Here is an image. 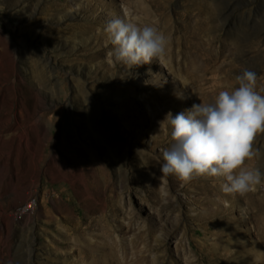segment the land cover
<instances>
[{
    "label": "rangeland",
    "instance_id": "374dc122",
    "mask_svg": "<svg viewBox=\"0 0 264 264\" xmlns=\"http://www.w3.org/2000/svg\"><path fill=\"white\" fill-rule=\"evenodd\" d=\"M209 2L211 17L193 9L187 30L175 32L183 41L186 34L200 37L194 39L200 41L198 48L188 50L204 76V84L196 88L189 71L163 57L132 68L117 61L104 30L113 17H126L165 35L168 24L175 27L185 18L189 0H0V264H45L46 256L72 254L66 240L85 231L94 246L117 237L125 249L124 264H227L223 258L233 247L235 232L222 224L227 217L212 216L216 209L202 199L197 177L181 181L160 171L162 152L172 142L168 113L175 116L193 103H207L209 94L214 98L229 85L238 87L235 77L245 68L256 73V82L263 81L264 0ZM159 3L166 5L165 11L153 7ZM153 20L167 22L159 27ZM215 35L220 40L214 49L209 42ZM221 40L236 41V58L218 54L208 63V53L220 50ZM253 150L257 155L245 166L255 164L264 172V131L256 133ZM154 174L161 186L159 202L147 188ZM136 175L145 185L136 184ZM33 177L39 180L37 188L31 186ZM108 177L122 197L141 209L143 219L159 220L154 239L138 230L108 234L91 227L108 203ZM138 188L144 195L147 191L146 201ZM258 189L262 197L264 180ZM29 196L39 198L34 218L14 217ZM233 197L240 201L230 212L242 232L241 254L264 264L262 234H244L254 222H240L245 195H226L219 209H228ZM79 218L84 219L81 227L76 225ZM51 241L62 248L59 253Z\"/></svg>",
    "mask_w": 264,
    "mask_h": 264
},
{
    "label": "clouds",
    "instance_id": "9594fccd",
    "mask_svg": "<svg viewBox=\"0 0 264 264\" xmlns=\"http://www.w3.org/2000/svg\"><path fill=\"white\" fill-rule=\"evenodd\" d=\"M114 58L132 68L163 57L167 38L154 26L113 17L105 26ZM257 75L245 68L235 77L238 87L221 90L211 102L193 103L175 116L168 113L172 142L163 152V176L181 181L224 177L221 190L241 196L264 180L259 168L245 166L257 153L253 140L264 131V95L255 88Z\"/></svg>",
    "mask_w": 264,
    "mask_h": 264
},
{
    "label": "bare ground",
    "instance_id": "6f19581e",
    "mask_svg": "<svg viewBox=\"0 0 264 264\" xmlns=\"http://www.w3.org/2000/svg\"><path fill=\"white\" fill-rule=\"evenodd\" d=\"M190 6L185 11L184 16L181 20V22H178L175 27L171 26L170 24L166 27L165 36L167 38V44L165 53L163 55V59L167 61L169 65H176L179 69L187 70L191 75L194 76L195 80V86L196 88H200L204 84V76L199 73V69L196 67V65L193 63V61L190 58L188 50H191L193 48H198V44L200 41L195 42L194 39H200L199 35L197 33H191L186 34V41L181 40L179 36H175V32H183L187 30L188 26L191 24V19L193 16V9H199V12H206L210 17L213 15L214 10L212 8L211 3L209 0H189ZM156 10H163L165 11L166 5L163 3H159L153 6ZM164 11L161 12L164 13ZM209 18V17H208ZM189 23H187V22ZM167 21L163 20H153L152 23L159 24V27L161 25H166ZM209 24L207 23V26ZM199 29V28H198ZM220 40V37L218 35H215L209 42L210 45H212V48H216L215 43H217ZM239 40L236 39V41ZM222 41V47L220 50H217L216 52L208 53L207 56V62L212 64L214 63L215 59H217L218 54L223 55L226 58H236L234 56L235 49L237 48V43L235 42H229V41ZM198 55V51H195ZM179 56H182L179 58ZM228 65L230 67L233 66V62H228ZM263 81L256 82L255 88L261 95H264V73L261 77ZM41 82L43 84L47 83V80L45 78H41ZM237 84V83H236ZM238 85V84H237ZM233 86L229 85L226 90H232ZM207 102L212 101L211 94L205 96ZM37 123H41L40 119L37 120ZM130 135L134 134L132 130L128 131ZM64 149L66 152V157L71 158L72 152L70 148L66 145V142L64 141ZM95 155L98 157V154L95 152ZM261 162H263V158L261 159ZM101 165L103 166L104 163L100 161ZM104 167V166H103ZM249 168H256L255 164H250L248 166ZM136 178V184L138 186L145 185L144 179L139 175L135 176ZM109 181L112 184V188L110 193L108 194L107 200L108 203H105L104 208L102 209L101 213L97 218L95 217V224H93V220L91 223H89L88 226L93 224L91 227L98 228V229H104L108 232V234L111 233H127L131 231L138 230V234L147 233L149 238L154 239L156 237V229L155 225L159 224L158 221L147 222L146 219H143L141 214V209L138 207H135L133 203L127 199V197H122L124 194L122 192L117 191V185L114 181L110 180V177H108ZM197 182L201 185L203 188V196L202 199L207 202L213 209H216V211L212 214L213 217H227L223 220L222 224L230 230H235L233 236L230 238V241L232 242L231 249H228L229 253L225 259L227 261V264H261L262 260L256 258V260H250L248 257H244L241 254V251L244 250L245 245L240 241L239 235L242 234L241 230H238L236 226L232 223L235 219L232 216V212H230L231 209H236L239 205L240 201L236 198H232L229 203V208L225 211H221L219 207L221 206V199L224 198L226 195L221 190V185L225 182L223 177H208V176H200L197 177ZM211 179H215L213 182ZM38 178L33 177L31 180V186L38 187ZM109 182V183H110ZM108 183V184H109ZM148 193L153 196V198L156 200L161 201L162 195H161V186L159 184V176L157 174H154L150 178V182L147 184ZM139 194L141 200L146 201L147 191L145 195L141 192V189L136 190ZM259 189L258 185L255 186V189L253 191H250L245 194V197L247 199L246 204V212L241 219L240 222L242 223H249L250 221L254 222V227H248L244 234L251 233L255 230H258V233L260 235L262 234V237L264 238V195L262 197L258 196ZM35 200L32 201L30 196L27 197V205L23 207L22 209H18L14 211L13 213L14 217H26L28 219L34 218V212L39 208V198L38 196H34ZM44 203V200H43ZM38 207V208H37ZM46 212L51 211L48 209H51L48 206H45ZM159 210V209H158ZM39 211V210H38ZM48 215V214H46ZM159 216L160 219H164L163 215L161 214V210H159ZM82 217V216H81ZM168 217V214H167ZM255 217V218H254ZM83 218H79L76 222V225L78 227H81L83 224ZM258 221V222H257ZM148 226V227H147ZM87 227H84L83 229H86ZM71 229V228H70ZM90 229V228H89ZM174 231H176V226L173 228ZM69 227H66V233L71 235L72 232H69ZM60 240H58L59 242ZM68 242L69 250L72 251V254L62 255L55 257H47L46 256V262L45 264H70L75 261V264H124V259L126 258L125 255V249L122 250V245L118 242L117 237L115 238L114 242H108V243H102V244H96L95 246L92 244V241L86 236V231L84 236H74L73 239L66 240ZM65 241V242H66ZM61 242V241H60ZM51 248L54 249L57 253H59L62 249H59V246L54 243V241L50 242ZM73 244V245H72ZM228 246H231L228 245ZM220 247H218L219 249ZM67 250V251H69ZM195 250V249H193ZM212 251V250H211ZM210 253V252H209ZM218 251L214 252V254H217ZM211 254V253H210ZM249 255V254H248ZM251 256V255H250Z\"/></svg>",
    "mask_w": 264,
    "mask_h": 264
}]
</instances>
